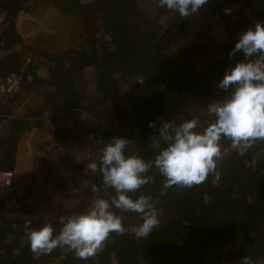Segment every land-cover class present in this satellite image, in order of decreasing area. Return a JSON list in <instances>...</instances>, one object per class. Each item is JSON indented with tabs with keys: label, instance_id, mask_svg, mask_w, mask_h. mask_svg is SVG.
<instances>
[{
	"label": "trees",
	"instance_id": "trees-1",
	"mask_svg": "<svg viewBox=\"0 0 264 264\" xmlns=\"http://www.w3.org/2000/svg\"><path fill=\"white\" fill-rule=\"evenodd\" d=\"M158 0H0V86L15 75L19 85L0 92V173L17 166L23 137L51 126L54 142L35 155L31 187L54 179L45 207L24 201L16 184H0V264H238L247 255L264 260V141L244 154L221 140L223 158L200 185L172 187L164 177L131 194L156 203L159 226L147 238L133 229L137 213L120 212L123 234L112 233L88 260L66 248L33 257L26 233L61 216L85 212L94 194L84 171L113 137L130 140L126 154L154 159L152 148L165 121L179 125L212 120L207 106L222 99L217 84L230 65L239 34L264 23V0H207L188 18L158 7ZM66 14L55 41L35 36L39 7ZM212 49L218 54L208 60ZM95 72L90 88L86 69ZM144 79L141 84L139 80ZM25 109V113L20 111ZM154 121L156 128L149 127ZM109 199L114 190L108 189Z\"/></svg>",
	"mask_w": 264,
	"mask_h": 264
},
{
	"label": "clouds",
	"instance_id": "clouds-1",
	"mask_svg": "<svg viewBox=\"0 0 264 264\" xmlns=\"http://www.w3.org/2000/svg\"><path fill=\"white\" fill-rule=\"evenodd\" d=\"M207 0H158V7L178 12L188 18L198 13ZM242 52L244 59L230 65L217 87L227 93L207 106L212 120L202 125L199 118L186 119L179 125L165 121L159 128L152 148L154 159L145 160L136 153L126 154L130 140L113 137L97 159H91L85 175L99 176L100 183L85 179L83 185L94 194L89 208L80 214L61 216L58 233L51 224L26 233L35 259L50 255L57 248H66L76 257L88 260L102 251L112 233L123 234L125 225L120 212L137 213L142 223L133 229L137 239L147 238L159 226L156 203L150 196L131 194L155 182L149 172L155 168L164 177L161 195L168 189L192 188L202 184L217 170L224 156L221 140L230 141L232 150L244 155L257 141H264V23L239 34L238 42L229 53L233 58ZM141 84L144 79L139 80ZM149 127L156 128L154 121ZM114 190L110 199L100 193ZM238 264H264L243 256Z\"/></svg>",
	"mask_w": 264,
	"mask_h": 264
},
{
	"label": "rangeland",
	"instance_id": "rangeland-1",
	"mask_svg": "<svg viewBox=\"0 0 264 264\" xmlns=\"http://www.w3.org/2000/svg\"><path fill=\"white\" fill-rule=\"evenodd\" d=\"M49 11L48 6L39 7V13L42 19H40V24L34 34L40 40L49 39L55 41L59 36L58 34H60L65 28L67 16L62 12H55V14H52ZM218 52L219 49H212V52L208 54V60L213 59ZM86 76L89 86L92 88L95 82L94 69L87 68ZM25 111V109H22L20 112L24 114ZM53 142L54 133L50 125L46 126L40 132L38 141L36 140L35 132H29L23 137L17 166L14 169L13 182L20 188L24 201H28L32 207H45L48 205L49 199L52 197L51 191L53 190V187H51V184L54 179H51V182L49 183H46L43 179H39L31 187L30 177L28 175L29 172L32 173L35 171V155L37 153V148L39 150L46 149ZM100 195L103 198L109 199L110 193L102 190Z\"/></svg>",
	"mask_w": 264,
	"mask_h": 264
},
{
	"label": "built area",
	"instance_id": "built-area-1",
	"mask_svg": "<svg viewBox=\"0 0 264 264\" xmlns=\"http://www.w3.org/2000/svg\"><path fill=\"white\" fill-rule=\"evenodd\" d=\"M20 82V78L13 75L7 78L6 82L0 86V92H10L14 90ZM14 180V171L13 170H5L0 173V183L2 185H11Z\"/></svg>",
	"mask_w": 264,
	"mask_h": 264
}]
</instances>
